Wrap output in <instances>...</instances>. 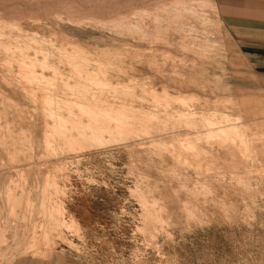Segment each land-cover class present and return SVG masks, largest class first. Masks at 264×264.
I'll return each instance as SVG.
<instances>
[{"label": "rangeland", "instance_id": "rangeland-1", "mask_svg": "<svg viewBox=\"0 0 264 264\" xmlns=\"http://www.w3.org/2000/svg\"><path fill=\"white\" fill-rule=\"evenodd\" d=\"M0 264H264V78L210 0H0Z\"/></svg>", "mask_w": 264, "mask_h": 264}, {"label": "crops", "instance_id": "crops-1", "mask_svg": "<svg viewBox=\"0 0 264 264\" xmlns=\"http://www.w3.org/2000/svg\"><path fill=\"white\" fill-rule=\"evenodd\" d=\"M228 43L264 78V0H210Z\"/></svg>", "mask_w": 264, "mask_h": 264}, {"label": "bare ground", "instance_id": "bare-ground-1", "mask_svg": "<svg viewBox=\"0 0 264 264\" xmlns=\"http://www.w3.org/2000/svg\"><path fill=\"white\" fill-rule=\"evenodd\" d=\"M209 125H210V126H213V125H214V123H213V122H209ZM218 128H219V127H218Z\"/></svg>", "mask_w": 264, "mask_h": 264}]
</instances>
